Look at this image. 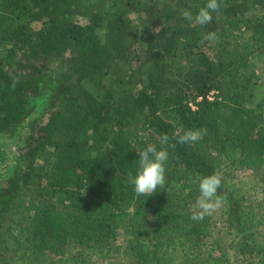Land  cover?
<instances>
[{
    "label": "trees",
    "instance_id": "16d2710c",
    "mask_svg": "<svg viewBox=\"0 0 264 264\" xmlns=\"http://www.w3.org/2000/svg\"><path fill=\"white\" fill-rule=\"evenodd\" d=\"M80 1L0 0V135L21 143L0 181V264H33L9 241L14 209L32 210L15 221L20 228L30 217L15 239L54 264L69 253L70 264H188L178 249L196 252L192 264H234L236 250L264 264L255 63L264 60V0H223L204 26L182 12L195 15L207 0H113L110 15L99 4L73 9ZM209 31L219 39L203 41ZM128 61L140 62L121 72ZM199 128L207 129L201 141L168 148L165 189L137 196L128 174L139 149ZM248 170L250 178L238 176ZM213 173L221 206L190 220L199 180ZM122 238L127 260L112 262Z\"/></svg>",
    "mask_w": 264,
    "mask_h": 264
},
{
    "label": "clouds",
    "instance_id": "9594fccd",
    "mask_svg": "<svg viewBox=\"0 0 264 264\" xmlns=\"http://www.w3.org/2000/svg\"><path fill=\"white\" fill-rule=\"evenodd\" d=\"M222 7L223 0H207L206 4L200 7L195 15L189 10H184L182 16L187 21L204 26L212 22L214 14L219 16ZM218 39V33L215 31H209L202 37L203 41H217ZM206 134V128L188 129L173 137L165 133L160 138V144L163 145L160 149L151 143L145 148L139 149L138 170L135 175H132L131 172L128 174V180L133 185L134 193L137 196L145 195L148 197L158 188L165 189V164L169 157L168 148L174 149L177 143L194 145L201 141ZM172 140H175V143H172ZM221 183L222 178L218 173H213L199 180V195L192 206L190 220L202 221L206 216H211L220 208L222 201L217 195V190L221 187Z\"/></svg>",
    "mask_w": 264,
    "mask_h": 264
},
{
    "label": "rangeland",
    "instance_id": "374dc122",
    "mask_svg": "<svg viewBox=\"0 0 264 264\" xmlns=\"http://www.w3.org/2000/svg\"><path fill=\"white\" fill-rule=\"evenodd\" d=\"M95 4H99L100 5V10L101 12L103 13H106L107 15H110L114 12H117L118 10V5H114L113 4V0H81L80 2H78V4H74L73 5V9H77L78 10H88L87 8H92L95 6ZM130 17H132L133 20H135V23H141V20H140V15L138 13H136L135 11L134 12H130ZM140 17V18H139ZM81 20L83 19L82 16L80 17ZM135 52H136V55L138 57H141L142 55V50H140L138 47H135ZM136 64H139L140 61L136 62L134 61ZM134 62H129L128 61V64H126L124 66V69L122 68V71L121 72H130L131 68L133 67V65H135ZM256 69L258 70L259 72V75L261 76L260 79H259V83L257 85V90H258V99L260 98H264V60H259V61H256ZM180 61H178V65H180ZM137 68V67H136ZM135 68V70H136ZM142 73V71H141ZM129 74V73H128ZM138 76V75H137ZM146 78V77H145ZM21 145L20 143V139H16V138H11V137H3L2 135H0V181L5 178L7 176V174H9L12 170V167H13V164L14 162L17 160V158L19 157V151H18V148L19 146ZM251 171H241L240 173H238L239 177H244V174H246V176L248 175L249 178ZM248 179H245V181H247ZM250 182V181H249ZM246 183V182H245ZM249 189H247V193L249 192L248 191ZM254 192H257L258 193V190H254ZM15 211L16 209H14V214H9L7 215L8 216V219L7 221L11 224V226L14 227V229L12 228L11 229V236L9 237L11 241V243L13 242L14 244V248L16 249H20L21 251V254L23 256H25L27 258V260L33 264H54L55 261L54 259L52 260L50 257H39L36 256V255H31L29 253V251L26 250V240L24 238L18 240V239H15L17 238V236H20L19 234H17V231L21 229V227L23 226L22 224H24V222H27L29 221L28 219L29 218H26V220H23V223H21L20 228L16 226V223L15 221L19 220V218H21V216L23 215H26V214H29L31 215L32 213V210L28 211V210H21V213L18 214L16 216L15 214ZM134 213V212H133ZM145 216V213L144 212H140L138 215H137V218L139 219H143ZM7 224V223H6ZM8 225V224H7ZM232 236H238L237 234H233L231 235ZM261 236L263 235H260V238ZM15 239V240H14ZM236 239H239L238 237H236ZM123 241V242H121ZM121 241H117L119 242L118 244H122L123 247H121V249L119 250L117 248L118 244L117 242L114 243L115 246H112L110 248V252H109V257L108 259L112 262H115V261H118L120 260L121 258H123V260H127L126 259V256H128V250L127 248L125 247V238H122ZM235 249L233 250H236V247L237 246H240L239 244H235ZM177 251H179L180 253V256L181 257V261L182 260H187L186 262H188V264H192L194 258H200L196 252L192 253V252H189V250H184V252H181L180 249H178ZM238 250L235 251L234 254L236 255H233V253H231L232 251H229V253L231 254L232 257H237V259H234V264H250V263H256L255 261V258H256V252H248L246 253L245 255H242V254H239V252H237ZM202 253H199L201 255H204L205 257H208V253L205 251L202 250ZM210 253L212 254L213 252L212 251H209V255ZM177 254V252H176ZM175 254V256H176ZM12 256V255H10ZM9 256V257H10ZM69 256H70V253L68 254L67 257H65V259L63 261H58L56 262V264H70V260H69ZM8 257V259H9ZM7 259V260H8ZM201 259V258H200ZM51 260V261H50ZM12 260L10 261H7L6 264H10ZM175 262L178 263L180 262V258L179 259H175ZM14 264V263H12ZM20 264V263H18ZM24 264V263H22ZM93 264H104V259H102L101 257H98L97 259H95L94 263Z\"/></svg>",
    "mask_w": 264,
    "mask_h": 264
},
{
    "label": "built area",
    "instance_id": "2783aa9c",
    "mask_svg": "<svg viewBox=\"0 0 264 264\" xmlns=\"http://www.w3.org/2000/svg\"><path fill=\"white\" fill-rule=\"evenodd\" d=\"M211 93H212V92H211ZM211 95H212V94H209V95H208V97H209L210 99L212 98V96H211Z\"/></svg>",
    "mask_w": 264,
    "mask_h": 264
}]
</instances>
